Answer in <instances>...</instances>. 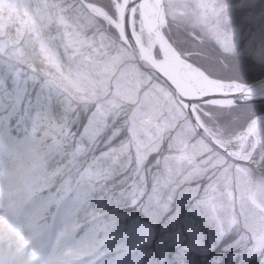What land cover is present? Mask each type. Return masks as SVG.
Here are the masks:
<instances>
[{"label": "snow or ice", "instance_id": "obj_1", "mask_svg": "<svg viewBox=\"0 0 264 264\" xmlns=\"http://www.w3.org/2000/svg\"><path fill=\"white\" fill-rule=\"evenodd\" d=\"M0 264H264V0H0Z\"/></svg>", "mask_w": 264, "mask_h": 264}]
</instances>
